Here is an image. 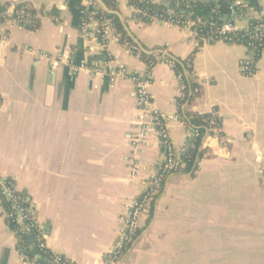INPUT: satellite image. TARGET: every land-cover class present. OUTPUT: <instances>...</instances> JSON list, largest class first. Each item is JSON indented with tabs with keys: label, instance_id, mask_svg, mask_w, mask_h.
<instances>
[{
	"label": "crops",
	"instance_id": "0c3cea01",
	"mask_svg": "<svg viewBox=\"0 0 264 264\" xmlns=\"http://www.w3.org/2000/svg\"><path fill=\"white\" fill-rule=\"evenodd\" d=\"M20 3L35 9L37 28L14 17ZM244 3L250 17L264 16V0ZM114 6L124 22L94 0H0V33L10 39L0 47V177L11 178L32 202L52 252L72 264H104L122 215L161 160L154 130L141 129L148 116L135 84L119 72L144 73L151 109L163 116L214 109L221 129L211 134L204 127L196 167L183 166L166 178L120 264H220L221 257L236 258L237 240L264 241V49L247 76L240 69L245 46H197L187 27L135 20L136 8L127 0ZM97 10L106 15L103 22L117 17L135 46L114 42L109 29L103 48ZM226 10L220 11L222 22ZM35 51L55 63L35 60ZM161 56L181 65L191 86L187 98L175 72L157 60ZM81 64L85 68L71 71ZM188 129L168 122L177 150ZM221 242L234 247L222 252ZM250 249L243 248L246 254ZM255 251L263 254L264 248ZM0 264H29L1 202Z\"/></svg>",
	"mask_w": 264,
	"mask_h": 264
},
{
	"label": "built area",
	"instance_id": "2783aa9c",
	"mask_svg": "<svg viewBox=\"0 0 264 264\" xmlns=\"http://www.w3.org/2000/svg\"><path fill=\"white\" fill-rule=\"evenodd\" d=\"M149 1V0H147ZM170 0H163L159 5L164 6V12L168 16L167 19H164L161 15L150 17V21L159 20L164 22L166 26L178 25L176 22L179 20L177 16L176 7L168 6ZM194 1V0H190ZM227 8L229 9L228 18L225 22H222L218 16L211 17V21L209 23V27L206 30L202 31L199 26L194 27L191 30L192 40L196 43L197 46L205 43H215V42H225L228 44H233V36L236 32L247 29L255 31L256 34L252 41L248 44L244 45L247 51L245 58L242 60L240 64L241 71L249 76L255 72V65L258 57L264 49V22L260 24H251L250 15L246 9L244 0H222ZM112 3H115L116 0H111ZM151 2V1H149ZM176 3L179 0H175ZM152 3V2H151ZM184 5H188L189 2L183 1ZM133 6V5H132ZM135 8V7H134ZM144 14L145 11L143 9H136V14ZM135 16L133 19L137 20ZM24 14L17 16L16 19L23 23L25 22L23 18ZM256 21H261L262 17H253ZM243 22V26H239V23ZM187 23L182 22L180 26L186 27ZM113 30L112 24L107 22H99L98 28L96 30L97 37L100 40L101 46L104 48L107 43L106 32L107 30ZM86 35H92V32H85ZM112 40L114 42H119V37L114 34L112 36ZM10 43V39L7 35L0 33V47L6 46ZM124 45H128L127 42ZM30 51V49H29ZM133 52V50H132ZM34 59L39 60L41 58L48 59L52 64L55 62L50 60L47 54L42 51H35ZM107 61H111L110 56L107 53ZM157 60L164 62L167 66H169L176 75V79L180 82L183 73L176 70L175 64L169 60L168 58L161 56L158 57ZM153 62H148V67L153 66ZM85 68L84 65H79L78 67H72V72H77L79 69ZM95 72V71H94ZM120 75L125 78L131 79L135 84V92L138 97L140 108L147 112L148 121L143 123L142 130L152 128L157 137V141L159 146L162 149L161 160L155 168V171L152 176H150L146 182L145 187L140 196L134 201V203L124 212L122 215V228L119 231L116 240L112 246V249L106 254L104 258V264H120L122 258L125 253L130 250L135 241L136 230L139 225V220L141 216L147 211L150 206V202L153 197L158 193L160 187L166 180V178L173 172L179 171L183 166L184 162L180 158V150H177L168 134L167 124L168 122H181V116L179 114H175L173 116H163L159 112L151 109L150 97L147 93L146 87L148 85V80L144 73H137L136 75H128L125 74L124 70H120ZM115 78L111 77L109 80L111 82L114 81ZM180 88L184 89L185 85L180 84ZM205 129L207 133L217 134L221 129V122L219 117L217 116L216 110L212 109L210 112V118L207 120L205 125ZM197 131L193 129H188L186 135L184 136V146L190 144L192 140L197 136ZM183 146V147H184ZM132 174H134V170H132ZM5 177H0V192L5 194L6 196H11L16 190L15 185L8 186L4 184ZM24 199V195L20 194L14 197V201ZM27 201V200H26ZM28 202V201H27ZM19 216L17 217L18 222H22L24 219H31V223L29 224V228H35L37 232V236L39 238H43V232L39 227L36 216L35 209L31 201L27 203L25 208L16 206ZM26 210L25 214L21 212ZM45 241V239H44ZM44 245L48 248L46 241ZM17 249L21 256V258L29 263V264H40L37 262L35 258H30L23 251V245L17 242ZM49 249V248H48ZM50 250V249H49ZM51 251V250H50ZM52 252V251H51ZM55 255H60L58 253L52 252ZM55 261L59 264V259L56 257Z\"/></svg>",
	"mask_w": 264,
	"mask_h": 264
},
{
	"label": "trees",
	"instance_id": "16d2710c",
	"mask_svg": "<svg viewBox=\"0 0 264 264\" xmlns=\"http://www.w3.org/2000/svg\"><path fill=\"white\" fill-rule=\"evenodd\" d=\"M109 9L116 10L114 3H111V0H102ZM130 5H133L136 9H143L144 14H136V18L139 21L150 22V17L161 15L164 19H167V15L164 12V6L151 3L147 0H127ZM183 1L179 0L178 3L175 0H170L168 6L176 7L177 16L179 20L176 22L178 25H181L182 22H186V27L192 29L198 27L204 31L209 27L211 17L220 15L222 9L221 2L217 0H188L189 4L184 5ZM24 14L23 18L27 19L28 23L25 25L29 29H35L38 26L39 20L36 16L35 9L27 3H20L16 5L14 10V17ZM219 12V14H218ZM54 15V9L50 12ZM226 14L228 16L229 9L227 8ZM55 16V15H54ZM106 15L97 10L95 17L99 22H103ZM251 24H260L264 22V16H262L261 21H256L251 17ZM114 33L119 37L121 43L127 42L132 46H135L132 39L127 35L124 30L121 22L117 17H112L110 19ZM256 32L252 30L243 29L236 32L233 36V44L246 45L253 40ZM264 37V36H263ZM264 44V40H263ZM142 55V54H141ZM145 56V55H142ZM104 57L107 58L106 53L104 52ZM147 57V56H145ZM176 66V70L183 72L180 64L173 62ZM180 84H184L185 88L184 98L188 96L189 89L191 86L188 84L186 78L182 77ZM191 97V96H190ZM184 98L180 101L183 102ZM181 122L185 126L192 128L197 131V136L192 140L190 144H187L180 150V158L184 162V171H190L192 168L196 167L197 159L201 156V151L199 149L200 139L203 135V129L207 123V120L210 118V114H195V113H181ZM4 184L8 186H13L14 181L11 178H6ZM159 193V191H158ZM158 193L153 197L150 204H153L154 200L158 196ZM19 195L18 191H15L11 196H6L0 192V202L2 208L5 212V222L7 226L15 233L17 237V242L23 245L24 253L30 258H35L40 264H58L55 261L57 257L59 259V264H72L70 260L63 255L53 254L45 245L44 239L37 236L35 228H29V224L32 222L30 218L24 219L21 223L17 221L19 216L18 210L16 208L19 205L22 208L27 206V203L30 201L24 196V199L14 201V197ZM28 202H27V201ZM27 211L24 210L21 213L25 214ZM140 233V228H137L135 237Z\"/></svg>",
	"mask_w": 264,
	"mask_h": 264
},
{
	"label": "rangeland",
	"instance_id": "374dc122",
	"mask_svg": "<svg viewBox=\"0 0 264 264\" xmlns=\"http://www.w3.org/2000/svg\"><path fill=\"white\" fill-rule=\"evenodd\" d=\"M245 245H247V248L248 247L251 248L250 250L253 249L252 252L249 251L250 254H246V252L243 250ZM233 247H234V244L232 243H231V246L229 247L228 242H221L222 252L223 250H228V248L233 249ZM235 248H237L236 258L221 257L219 258L220 264H264V253L261 254L259 251H255V250H261L264 248V241L253 240V241L245 242V241L237 240ZM214 259H215L214 262L216 263L218 258H214ZM210 261L211 259L208 260V262Z\"/></svg>",
	"mask_w": 264,
	"mask_h": 264
},
{
	"label": "water",
	"instance_id": "95a60500",
	"mask_svg": "<svg viewBox=\"0 0 264 264\" xmlns=\"http://www.w3.org/2000/svg\"><path fill=\"white\" fill-rule=\"evenodd\" d=\"M219 1L223 3V8L225 11L227 9L226 4L222 0H219ZM94 2L101 8V10L104 13H106L107 15H111V16L115 15V16L119 17L122 20V22H124L122 17L120 16V14L117 11L109 10L108 7L105 5V3L102 0H94Z\"/></svg>",
	"mask_w": 264,
	"mask_h": 264
}]
</instances>
